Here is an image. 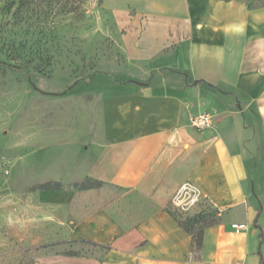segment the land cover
<instances>
[{
  "label": "crops",
  "instance_id": "crops-1",
  "mask_svg": "<svg viewBox=\"0 0 264 264\" xmlns=\"http://www.w3.org/2000/svg\"><path fill=\"white\" fill-rule=\"evenodd\" d=\"M95 2L117 33L120 63L93 72L72 93L90 97L96 129L79 141L77 164H52L57 173L44 177L98 180L121 190L120 202L138 195L151 209L135 221L117 219L112 205L82 214L76 190L38 189L32 209L40 201L43 232L103 247L89 264H264V5ZM203 111L213 126L197 130L189 115ZM40 165L45 174L50 164ZM187 180L218 217L196 253L167 208Z\"/></svg>",
  "mask_w": 264,
  "mask_h": 264
},
{
  "label": "rangeland",
  "instance_id": "rangeland-1",
  "mask_svg": "<svg viewBox=\"0 0 264 264\" xmlns=\"http://www.w3.org/2000/svg\"><path fill=\"white\" fill-rule=\"evenodd\" d=\"M0 56L21 67L0 64V264H65L66 256L89 264L104 248L43 232V207L37 201L32 209V194L56 182L44 177L57 173L52 164H77L79 141L92 139L90 97L72 93L93 72L120 63L117 33L95 0H0ZM40 164H50L45 174ZM64 181L76 190L82 214L112 205L117 219L135 221L151 209L138 195L120 202L124 193L108 185L80 189L85 179ZM167 208L184 217L215 207L204 200L187 210Z\"/></svg>",
  "mask_w": 264,
  "mask_h": 264
},
{
  "label": "trees",
  "instance_id": "trees-1",
  "mask_svg": "<svg viewBox=\"0 0 264 264\" xmlns=\"http://www.w3.org/2000/svg\"><path fill=\"white\" fill-rule=\"evenodd\" d=\"M264 5V0H259L257 3L249 4V7ZM0 64L12 67L15 69H20L18 64H14L0 56ZM102 182L98 180H92L87 178L85 182L80 183L78 186L80 189H85L92 186L101 185ZM60 184L58 182L46 181L39 184V189H52L59 188ZM171 214L177 218L181 226L190 234L191 236V252H198L201 250L203 245L204 230L209 225L216 223L218 220L217 210L215 208L208 210H199L192 215H185L182 217L180 214L171 211ZM32 263V262H31Z\"/></svg>",
  "mask_w": 264,
  "mask_h": 264
},
{
  "label": "built area",
  "instance_id": "built-area-1",
  "mask_svg": "<svg viewBox=\"0 0 264 264\" xmlns=\"http://www.w3.org/2000/svg\"><path fill=\"white\" fill-rule=\"evenodd\" d=\"M189 123L197 130H204L213 126V116L211 113L203 111L189 115ZM205 196L199 188L191 181L187 180L180 184L171 198L173 206L187 210L196 203L204 201ZM232 227L236 230L245 228L244 223H234ZM242 264V263H236Z\"/></svg>",
  "mask_w": 264,
  "mask_h": 264
}]
</instances>
